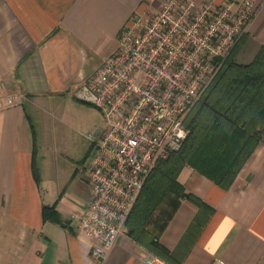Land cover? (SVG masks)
I'll use <instances>...</instances> for the list:
<instances>
[{
    "label": "crops",
    "instance_id": "crops-1",
    "mask_svg": "<svg viewBox=\"0 0 264 264\" xmlns=\"http://www.w3.org/2000/svg\"><path fill=\"white\" fill-rule=\"evenodd\" d=\"M163 1L0 0L1 93L19 102L0 104V264H210L214 258L264 264V117L255 120L257 137L232 180L218 184L187 164L177 176L184 195L168 193L154 211L147 228L178 263L130 238L126 227L105 259L93 258L73 217L90 196L82 174L90 161L68 169L55 159L52 175L42 164L49 152L47 116L58 101L76 99L75 87L115 52L125 25ZM192 1L229 5L233 12L252 3L243 34L226 54L237 65L251 64L264 48V0ZM258 99L260 115L264 95ZM205 122L196 163L211 158L223 140L207 129L213 121Z\"/></svg>",
    "mask_w": 264,
    "mask_h": 264
},
{
    "label": "built area",
    "instance_id": "built-area-1",
    "mask_svg": "<svg viewBox=\"0 0 264 264\" xmlns=\"http://www.w3.org/2000/svg\"><path fill=\"white\" fill-rule=\"evenodd\" d=\"M251 12L250 2L233 12L229 5L164 0L157 11L137 13L121 30L115 52L75 87L76 99L98 110L106 123L82 170L89 199L73 216L93 258L105 259L124 233L157 161L181 149L187 114ZM2 102L19 105L0 87ZM210 264L226 263L214 258Z\"/></svg>",
    "mask_w": 264,
    "mask_h": 264
},
{
    "label": "trees",
    "instance_id": "trees-1",
    "mask_svg": "<svg viewBox=\"0 0 264 264\" xmlns=\"http://www.w3.org/2000/svg\"><path fill=\"white\" fill-rule=\"evenodd\" d=\"M263 65L264 48L255 60L246 66L237 65L228 54L187 114L185 126L189 132L181 149L157 161L145 181L127 218V234L161 258L178 263L173 255L158 243L147 225L168 193L180 197L184 195L177 182L180 170L189 164L216 183L224 184L235 176L254 143L257 137L254 135L256 132L252 131L254 125H257L254 122L264 117V110L259 115L253 104L259 100L258 97L264 95ZM204 119L207 122L213 121L214 125H206L207 129H215L216 136L221 135L223 140L215 143L211 158L206 162L202 158L196 163V155L203 156L202 145L206 134ZM50 211L51 208L44 207L43 215H49Z\"/></svg>",
    "mask_w": 264,
    "mask_h": 264
},
{
    "label": "rangeland",
    "instance_id": "rangeland-1",
    "mask_svg": "<svg viewBox=\"0 0 264 264\" xmlns=\"http://www.w3.org/2000/svg\"><path fill=\"white\" fill-rule=\"evenodd\" d=\"M58 102L59 107L47 116L49 120L47 122L50 123L47 140L49 152L44 157V163L42 158V164L50 171V175H52L55 159L57 162L66 163L68 169L72 168L70 163L76 168V163L80 159L83 164L89 162L95 153L94 146L90 148L92 145L90 140L96 143L106 128L101 114L92 106L71 97L66 102L63 99ZM36 126L40 133V127L38 124ZM56 152L58 156L55 157Z\"/></svg>",
    "mask_w": 264,
    "mask_h": 264
}]
</instances>
